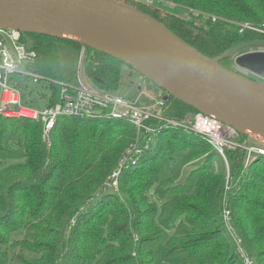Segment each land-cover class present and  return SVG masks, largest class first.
<instances>
[{
	"label": "trees",
	"instance_id": "1",
	"mask_svg": "<svg viewBox=\"0 0 264 264\" xmlns=\"http://www.w3.org/2000/svg\"><path fill=\"white\" fill-rule=\"evenodd\" d=\"M120 1L208 57L264 40L263 33L240 31L241 23L264 27V0H163L194 20L145 1ZM29 35L36 51L31 69L42 78L76 84L84 49L86 78L102 90L120 89L122 60L75 41ZM220 63L233 70L232 58ZM45 98L41 91L26 104L41 106ZM195 112L171 95L161 109L179 120ZM135 138L124 121L63 116L45 136L40 120L0 115V264H163L154 250L161 240L165 263L177 257V264H247L246 258L264 264V156L246 166L244 149H227V175L215 167L218 153L203 136L166 128L137 165L121 172L117 195L112 174ZM178 154L183 164L195 161L183 183L176 174L161 178L165 161ZM225 205L243 256L226 232Z\"/></svg>",
	"mask_w": 264,
	"mask_h": 264
},
{
	"label": "water",
	"instance_id": "2",
	"mask_svg": "<svg viewBox=\"0 0 264 264\" xmlns=\"http://www.w3.org/2000/svg\"><path fill=\"white\" fill-rule=\"evenodd\" d=\"M0 27L78 42L122 60L168 95L233 126L264 145V84L224 67L236 63L264 75V40L241 42L208 57L159 20L120 0H0ZM168 97V96H167Z\"/></svg>",
	"mask_w": 264,
	"mask_h": 264
},
{
	"label": "built area",
	"instance_id": "3",
	"mask_svg": "<svg viewBox=\"0 0 264 264\" xmlns=\"http://www.w3.org/2000/svg\"><path fill=\"white\" fill-rule=\"evenodd\" d=\"M141 1L151 5L156 1L174 4L163 0ZM240 26L241 32L250 29L264 34V27L249 23H241ZM253 51H264V48L246 49L238 55ZM236 56L232 58V67L235 72L251 79L258 77L264 81V75H258L239 66L236 63ZM35 60L36 51L28 49L23 34L18 29L0 27V115L4 117L29 116V118L40 120L44 126L45 136L51 134L58 119L63 116L109 119L132 124L136 129V138L125 151L109 184L116 192L119 191L121 172L137 165L138 158L154 143L156 134L166 128H179L200 134L226 162L227 149H244L247 153L246 166L259 156H264V145L255 141H243L240 133L233 126L204 113L195 112L182 120L162 114L161 109L166 105L167 97L153 98L155 100L144 104L133 101L126 95L93 86L89 80L84 78V49L79 62L78 82L74 85L42 78L40 74L31 69ZM15 73L21 74L23 79L18 81L11 77ZM143 79L145 76L141 74L140 80ZM43 82L46 84L44 92H46L47 103L41 106L27 105L26 103L35 104L39 100L37 97L41 95V91L38 86ZM57 85L61 86L60 102L57 100ZM50 99H54V103H50ZM24 112L27 114H23ZM229 215L230 212L227 211L226 219ZM246 263L252 264L249 258H246Z\"/></svg>",
	"mask_w": 264,
	"mask_h": 264
},
{
	"label": "rangeland",
	"instance_id": "4",
	"mask_svg": "<svg viewBox=\"0 0 264 264\" xmlns=\"http://www.w3.org/2000/svg\"><path fill=\"white\" fill-rule=\"evenodd\" d=\"M152 5H155L156 7L161 8L162 10L170 11V12L179 14V16H181L183 18H186V19L191 18L189 15V11L186 8L179 7L178 5L171 4V3H164L161 1L153 2ZM190 20H194V19L191 18ZM196 21L198 22V20H196ZM83 73H84V67H83ZM84 76H85V73H84ZM140 76H141V73L130 68L127 65H124L123 66V73H122V82H121L120 89L117 91V93L122 94V95H126L129 99H131L133 101H137L139 103H144V104L152 102L153 100H155L153 98H160V97L166 98L167 97L168 94L164 89L158 87L156 84H154L147 77H145V79H143V80H140ZM11 77H13L14 79H16L18 81H21L23 79V76L19 73H15V74L11 75ZM84 78L88 81L86 76ZM253 79H255L257 82L264 84V81L261 78L257 77V78H253ZM139 80H140V82H139ZM91 84L93 86H95L93 83H91ZM45 88H46L45 82H43L40 86H38L39 91H42V92L44 91ZM57 89H58L57 100L60 102L61 96H62L61 95V86L57 85ZM27 117H29V116H27ZM249 141L253 142L252 139H250ZM226 157H227V155H226ZM215 159H216L215 167L219 170H221V168L223 167L225 173L228 175V172L230 170L228 157H227V162L225 161V159L221 158V156L219 154L216 156ZM170 163L171 164L169 165V163L167 161H165V163L163 165V172H162L161 178H167L171 175L176 174L178 176L177 177V183H183L185 181L187 175L195 167V165H194L195 161L193 163L187 162V163L183 164L182 154H178L175 156L174 159H170ZM179 172H181V173H179ZM119 184H118V189L120 188ZM226 188H229L228 183L226 184ZM117 195H121L120 190H119V192H117ZM225 203H226V200H225ZM227 211L230 212L228 219H226V217H225V214ZM222 216H223V221L225 224L227 234L232 239L236 240V236H235L236 235L235 234L236 227L234 224V218H233L231 210L228 209L226 205L223 208ZM164 243H165L164 240H161L154 245V250H155L157 260L163 264H177V261H178L177 257L168 260L166 263L164 262V257H163ZM235 243L238 246V250H239L238 252L242 255L241 249L238 245V241L236 240Z\"/></svg>",
	"mask_w": 264,
	"mask_h": 264
},
{
	"label": "bare ground",
	"instance_id": "5",
	"mask_svg": "<svg viewBox=\"0 0 264 264\" xmlns=\"http://www.w3.org/2000/svg\"><path fill=\"white\" fill-rule=\"evenodd\" d=\"M23 114H27L26 112H24Z\"/></svg>",
	"mask_w": 264,
	"mask_h": 264
},
{
	"label": "flooded vegetation",
	"instance_id": "6",
	"mask_svg": "<svg viewBox=\"0 0 264 264\" xmlns=\"http://www.w3.org/2000/svg\"><path fill=\"white\" fill-rule=\"evenodd\" d=\"M255 80V79H254Z\"/></svg>",
	"mask_w": 264,
	"mask_h": 264
}]
</instances>
